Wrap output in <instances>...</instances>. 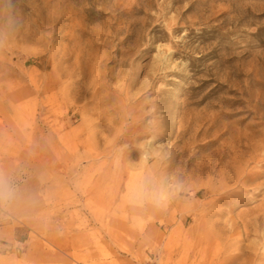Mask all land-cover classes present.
<instances>
[{
    "label": "rangeland",
    "instance_id": "1",
    "mask_svg": "<svg viewBox=\"0 0 264 264\" xmlns=\"http://www.w3.org/2000/svg\"><path fill=\"white\" fill-rule=\"evenodd\" d=\"M0 172V264H264V0H0Z\"/></svg>",
    "mask_w": 264,
    "mask_h": 264
},
{
    "label": "clouds",
    "instance_id": "2",
    "mask_svg": "<svg viewBox=\"0 0 264 264\" xmlns=\"http://www.w3.org/2000/svg\"><path fill=\"white\" fill-rule=\"evenodd\" d=\"M8 24V19H4ZM179 191L178 185H172L167 180L143 172L137 175L126 193L127 203L134 208L146 206L159 207L165 204ZM29 201L20 179L14 174L0 172V216L16 214Z\"/></svg>",
    "mask_w": 264,
    "mask_h": 264
},
{
    "label": "bare ground",
    "instance_id": "3",
    "mask_svg": "<svg viewBox=\"0 0 264 264\" xmlns=\"http://www.w3.org/2000/svg\"><path fill=\"white\" fill-rule=\"evenodd\" d=\"M239 171H237L236 173H239V172H241L242 170H244L242 167H239ZM240 178V180L244 183L245 181H248L250 178L249 177H246L245 175L244 176H242V177H239ZM233 180V179H232Z\"/></svg>",
    "mask_w": 264,
    "mask_h": 264
}]
</instances>
